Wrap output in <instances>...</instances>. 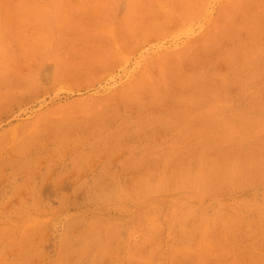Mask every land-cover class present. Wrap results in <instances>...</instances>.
<instances>
[{"label":"rangeland","instance_id":"obj_1","mask_svg":"<svg viewBox=\"0 0 264 264\" xmlns=\"http://www.w3.org/2000/svg\"><path fill=\"white\" fill-rule=\"evenodd\" d=\"M0 264H264V0H0Z\"/></svg>","mask_w":264,"mask_h":264}]
</instances>
